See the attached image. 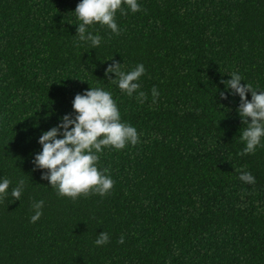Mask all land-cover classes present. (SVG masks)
I'll return each instance as SVG.
<instances>
[{
	"label": "trees",
	"instance_id": "obj_1",
	"mask_svg": "<svg viewBox=\"0 0 264 264\" xmlns=\"http://www.w3.org/2000/svg\"><path fill=\"white\" fill-rule=\"evenodd\" d=\"M79 2L0 0V182L11 181L0 264H264V138L240 154V98L221 83L238 72L264 91V0H137L140 11H117L119 35L88 26L102 38L95 48L76 36ZM113 61L125 72L144 65L132 96L105 76ZM89 87L111 92L140 142L98 154L115 182L107 195L72 200L32 161L40 135L74 117V96ZM102 231L110 240L97 246Z\"/></svg>",
	"mask_w": 264,
	"mask_h": 264
},
{
	"label": "clouds",
	"instance_id": "obj_2",
	"mask_svg": "<svg viewBox=\"0 0 264 264\" xmlns=\"http://www.w3.org/2000/svg\"><path fill=\"white\" fill-rule=\"evenodd\" d=\"M126 5L131 12L141 10L137 0H80L74 12L81 21L76 27V36L81 42H90L93 48L101 43V36L88 31V26L100 24L107 26L113 34L119 35V28L115 20L117 11L124 13ZM143 64H137L131 71L122 70L121 63L113 61L105 69V76L109 81L118 84L119 89L132 96L140 88L139 79L145 73ZM114 73L115 78L109 77ZM231 78L221 81L229 94L240 98L237 112L242 124L247 127L241 134L245 147L240 153L254 154L256 148L264 138V91H257L251 84H241L242 76L232 72ZM251 93V100L246 99V93ZM153 97L159 93L155 87L152 89ZM221 99H226L225 92L220 93ZM138 99L143 102L147 99L144 92L138 93ZM155 102V99L153 100ZM75 113L66 114L60 118V123L50 130L44 131L38 143L41 151L34 156L32 163L35 168L46 170L41 175L49 185L57 189L58 196L68 197L72 200L91 194L107 195L114 186V180L108 175V170L97 167L99 153L106 147L121 150L126 145L139 143V136L135 127L121 121V113L109 91L102 88H90L83 94H76L72 101ZM62 137V138H58ZM239 179L248 184H254L255 177L248 171L240 170ZM11 181L7 178L0 182V200L7 198ZM24 180L21 179L11 189V197L20 199L24 190ZM44 201L34 202L32 205L34 215L30 222L35 223L42 215ZM109 234L102 231L94 241L95 245L103 246L109 243ZM124 243V237L117 241Z\"/></svg>",
	"mask_w": 264,
	"mask_h": 264
}]
</instances>
